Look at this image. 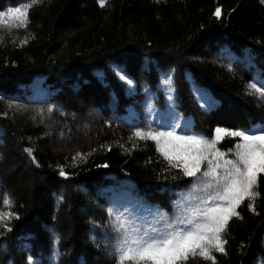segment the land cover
Segmentation results:
<instances>
[{
	"label": "trees",
	"instance_id": "obj_1",
	"mask_svg": "<svg viewBox=\"0 0 264 264\" xmlns=\"http://www.w3.org/2000/svg\"><path fill=\"white\" fill-rule=\"evenodd\" d=\"M24 4L26 27L0 23V212L19 217L0 226V264H114L115 216H171L189 180L172 179L154 141L130 140L135 127L179 114L180 134L212 139L264 124V98L246 88L264 78V0H0V11ZM257 191L216 264H264V178Z\"/></svg>",
	"mask_w": 264,
	"mask_h": 264
},
{
	"label": "snow or ice",
	"instance_id": "obj_2",
	"mask_svg": "<svg viewBox=\"0 0 264 264\" xmlns=\"http://www.w3.org/2000/svg\"><path fill=\"white\" fill-rule=\"evenodd\" d=\"M99 4L104 7L106 0H99ZM30 7L24 4L0 11V23L9 16L16 21V28L26 27ZM213 15L219 19L221 9L217 7ZM21 43H27V38ZM115 70L131 90L134 81L118 67ZM163 82L171 85V75ZM246 88L264 98V78L254 77ZM52 110L48 108L49 112ZM183 127L179 114H176L170 123L160 128L149 124L133 129L130 140L135 137L154 141L156 150L168 162L165 171L179 170L172 179L189 180L177 200L172 201L174 213L171 216L158 206L147 208L143 215L119 213L115 216L111 225L114 235L104 237L105 243L111 245L109 255L114 264H187L197 257L216 264L213 253H225L227 241L224 237L229 221L233 217L241 218L238 207L247 200V208L255 212L254 199L259 195L257 187L264 178V124L251 128L218 126L212 139L198 133L180 134L177 129ZM225 138H236L227 153L217 147V143ZM24 151L31 155V149ZM59 175L66 177L67 174L61 170ZM3 205L7 209L13 207L7 194ZM5 217L9 220L19 217L12 211L0 212V226L11 231V227L4 223ZM92 240L95 243V237ZM56 259L58 264V257ZM30 264H34V258Z\"/></svg>",
	"mask_w": 264,
	"mask_h": 264
}]
</instances>
